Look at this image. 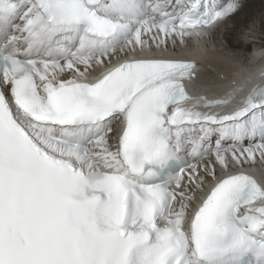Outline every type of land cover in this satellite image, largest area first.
<instances>
[{"label": "snow or ice", "instance_id": "1", "mask_svg": "<svg viewBox=\"0 0 264 264\" xmlns=\"http://www.w3.org/2000/svg\"><path fill=\"white\" fill-rule=\"evenodd\" d=\"M252 2L0 0V264H264Z\"/></svg>", "mask_w": 264, "mask_h": 264}, {"label": "bare ground", "instance_id": "2", "mask_svg": "<svg viewBox=\"0 0 264 264\" xmlns=\"http://www.w3.org/2000/svg\"><path fill=\"white\" fill-rule=\"evenodd\" d=\"M262 0H253L252 2V6L251 8L248 10L247 14L246 15H241V16H238L236 18H234L232 24L233 26L230 27L226 32H225V36L224 38H226V42H227V45L229 46V48H242L244 47V49H250L251 48V45H248L246 43V34L244 33V35H241L242 37L239 39L238 42H234L235 39V36L233 37L232 35H236V31L241 28L242 25H247L250 21H253V20H260L259 24H260V29H261V32L264 33V22L261 21L260 17L258 16L259 14V10L260 8L257 7V5L261 2ZM264 2V0H263ZM260 5V4H259ZM257 23V22H256ZM258 24V25H259ZM244 27V26H243ZM242 27V28H243ZM259 35V34H258ZM232 36V37H231ZM262 36V35H261ZM258 37V36H257ZM258 38H261V37H258ZM264 39V37H262ZM224 41V40H223ZM260 41V40H258ZM252 42V41H251ZM256 44L253 46V50L255 52L254 55H250L249 54V57H247L245 60H244V66H245V70H242V71H239V72H234L232 74V78L233 79H236V80H239L241 79L243 76H247L249 72H252V68L254 65H262L261 68L259 69L258 72L256 73H259L261 70H264V40H262V43L261 42H255ZM259 44V45H258ZM213 47L215 46L216 48H219L220 46V43H215L213 42V44H209L208 47ZM207 72L209 74V72L211 74H209V77L212 76V72L210 70H206V75H207ZM250 86V85H249Z\"/></svg>", "mask_w": 264, "mask_h": 264}, {"label": "rangeland", "instance_id": "3", "mask_svg": "<svg viewBox=\"0 0 264 264\" xmlns=\"http://www.w3.org/2000/svg\"><path fill=\"white\" fill-rule=\"evenodd\" d=\"M259 4H260V5H259ZM259 4L257 5V7L260 8L258 16L260 17L261 21L264 22V2H263V0H262ZM253 21L257 22V23H256V33H255V36H256V38H257L258 40H260V42H262V40H264V39L262 38V37H264V33H262V32H261V29H260V24H259L260 20H253ZM253 21H250L247 25H246V24H245V25H242L241 28H239V29L236 31V35H235V33H234V35H232L233 37L235 36V39H236V40H234V42H238L239 39L242 37L241 35H244V33L246 34V33L248 32V29L251 27ZM258 24H259V25H258ZM243 26H244V27H243ZM242 27H243V28H242ZM258 34H259V35H258ZM261 35H262V36H261ZM232 36H231V37H232ZM245 36H246V35H245ZM257 36H258V37H261V38H258ZM222 40H224L225 43H227V42H226V40H227L226 38L222 37ZM232 49H233V48H232ZM235 50L241 52V53L243 54V56H244L245 59L247 58V56H246V54H245L244 51H242V50H238V49H235ZM209 74H211V73L209 72ZM209 74H208V72H207V75H208V76H209Z\"/></svg>", "mask_w": 264, "mask_h": 264}]
</instances>
